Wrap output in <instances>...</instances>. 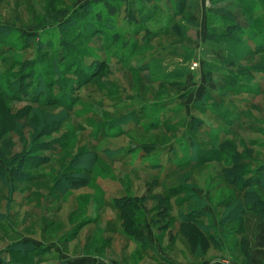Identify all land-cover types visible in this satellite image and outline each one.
I'll return each mask as SVG.
<instances>
[{"label": "rangeland", "instance_id": "1", "mask_svg": "<svg viewBox=\"0 0 264 264\" xmlns=\"http://www.w3.org/2000/svg\"><path fill=\"white\" fill-rule=\"evenodd\" d=\"M190 1L193 8L186 7L182 21L190 40L157 36L152 44L139 46L135 57L117 62L115 53L126 50L124 43L132 36L115 41L90 25L104 0H0V92L9 96L0 94V127L10 128L5 138L10 137L15 151L9 163L0 160V264L245 261L235 242L247 236L253 244L257 225L250 230L252 219H223L213 209L221 200L225 186L219 178L229 160L211 158L172 169L198 158L201 150L221 147L223 139L224 146L232 143L238 151H244L240 139L252 141L260 154L254 153L255 159L264 161V0ZM123 3L118 29L157 25L125 20L137 1ZM175 8L174 0H154L146 12L156 10L155 22L171 20L173 28L180 23L172 18ZM195 14L197 25L188 21ZM203 14L206 27L199 26ZM144 34H132L133 39ZM231 57L238 60L227 62ZM32 61L37 65L28 70ZM131 66L136 71H127ZM33 77L40 83L33 85ZM61 84L70 87L72 113L58 105L25 102L46 96L39 101L56 103ZM52 113L65 115L54 130L48 123ZM231 128L235 135L227 134ZM66 140L68 148L56 154L46 147L50 141V148L59 149ZM39 145L47 150H28ZM92 150L99 159L90 184L63 194L54 190L57 182L63 189L64 171L86 167L79 162L89 163ZM115 150L120 153L112 154ZM21 168L39 181H18ZM249 171L259 175L255 167ZM243 176L237 186L247 185L243 180L249 174ZM237 186L227 187L236 192ZM169 187L177 190L173 196ZM250 188L264 192L260 186ZM158 194L168 196L169 215L151 210ZM123 196L140 199L134 213L139 239L125 232L114 205ZM198 197L209 202L204 214L193 219L202 232H195L196 225L192 233L186 223L181 231V214L197 207ZM244 221L249 229L238 234L235 229ZM226 230L234 233L226 236ZM12 247L24 251L18 257L9 252Z\"/></svg>", "mask_w": 264, "mask_h": 264}, {"label": "trees", "instance_id": "2", "mask_svg": "<svg viewBox=\"0 0 264 264\" xmlns=\"http://www.w3.org/2000/svg\"><path fill=\"white\" fill-rule=\"evenodd\" d=\"M125 0H104L103 5L100 6V8L98 10H94L95 12V16L92 17L91 19L93 20V22H91L90 20V25H97L99 28V33L102 34V36H109L113 37L115 39V41L119 40L122 41L123 39L128 40L129 36H132L131 40L128 42L126 41V43H124V45H128V48L126 50H122L121 54H117L115 53V59L117 62L121 61L122 59H130L136 56L138 47L141 45H150L152 44V41L157 37V36H167V37H178V38H182L186 40H190L185 36V31L186 27L185 25H183V14L186 12L187 9L193 8V4L191 3L190 0H174L175 2V13L172 15L174 19L179 18V24L175 25L173 28L169 27V22L171 21H164L163 19H160V21L155 22L156 20L154 19L157 15H156V10H150L149 12H146V7L149 6L151 3L154 2V0H136L137 1V7L134 9L136 11H131V14L128 15L125 20H129L130 22L132 21H154V23H156L157 25L152 28H150V26L146 25V27H141L140 29H132L130 27L132 26H125V29H118L119 27H121L122 23L120 22V16L118 17V12L119 9H121L122 5H124ZM221 0H213V2L218 3ZM130 2H132V0H130ZM187 7V9H186ZM153 9H156V7H154ZM214 9V7H213ZM92 10V9H91ZM89 10V11H91ZM209 12H212L214 15H218L217 12H214L212 9L209 10ZM84 13V12H83ZM225 14V13H224ZM224 16V15H222ZM102 17V18H100ZM100 18V19H98ZM173 20V19H172ZM97 21V22H96ZM188 21L189 23L192 22L191 24H195V21H198V16L195 15H189L188 16ZM194 22V23H193ZM153 23V24H154ZM161 24V25H160ZM159 25V26H158ZM197 25V23L195 24ZM136 28V27H135ZM144 31L145 34L141 35L139 40L137 39H133V35L135 34L138 36V34H141V32ZM187 35V33H186ZM139 37V36H138ZM144 41V42H143ZM234 42V41H233ZM119 44V43H117ZM231 46H236V43H230ZM237 47V46H236ZM230 52L233 54L234 52L230 50ZM238 60V58L235 57H231L230 59H227V62H236ZM30 69L28 70H32L33 68L36 67L37 62H30ZM60 68L62 67L61 65H59ZM124 68V67H122ZM121 68V69H122ZM129 70L127 71H136V69H134L132 66L128 67ZM264 69V68H262ZM25 70V69H24ZM91 77L92 75H94L93 73L89 74ZM23 81H25L24 79H22ZM34 83H40V80H37L35 77H33ZM88 80V79H87ZM86 80V81H87ZM121 84V83H120ZM81 84H79L80 86ZM2 88H4L2 81H0V90H2ZM70 88V87H69ZM69 88L67 89V86L64 84H61L59 86V96L56 99V103H47L44 104V100L47 99V97L45 96L44 99H42V97H39V99H34V97L29 98L28 100H26L25 102H36L37 104H41V105H58V106H62L63 108L66 109V111L68 110L70 113H72L75 109L73 108V106H71V103H67V101H71L72 97H71V91L69 90ZM77 89V88H76ZM0 94H4L7 95V91L3 90V93L0 92ZM43 92L41 94V96H43ZM8 96V95H7ZM9 97V96H8ZM14 99V98H13ZM43 102H40V101ZM66 100V101H64ZM65 102V103H64ZM58 103V104H57ZM60 104V105H59ZM65 111V113H66ZM21 113V112H20ZM63 116L61 115H55L54 113H52L49 117L48 123H51V125L53 127L52 130L55 129L56 126H58L61 122H63V118L65 119V115L64 113H62ZM2 117V116H1ZM19 117H21L19 115ZM4 120V124L6 122V119L3 118ZM9 120V119H8ZM10 121V120H9ZM20 126V124L18 123V127ZM51 126V127H52ZM15 129V128H12ZM227 134L230 135H235V133H237L235 131V129H229L227 131ZM10 135V128L5 127V125H2L0 127V160H4L7 161L8 163L10 162L11 158L15 155L13 154L15 151L11 150V146H12V141L10 140V137L7 139L5 138L6 136ZM229 136V135H228ZM227 136V137H228ZM214 137V141H215ZM219 140H222L223 137L219 138ZM218 139H216L217 141H219ZM54 142H57V145L59 144V142H61V139L55 140L53 139ZM240 143H237L239 147H243L244 151H238L237 148H235V146H233L232 143H228L227 146H224L222 143L225 141V139H223L221 141V143H219L221 145V147L216 146L215 149L213 147H210L209 150L206 149L204 151H200L199 155H197L198 158H193L189 163L183 162L184 164H179L177 167L173 168L172 170H176L182 167H188L191 165H198L200 163H204L205 161H208L211 158H214L215 160L218 161H227V159L229 161L226 162V165L224 166V172L222 173L223 176L219 178L220 184L221 186H225L223 189H221V193H220V198L221 200L217 201V203L215 204L217 207H213L214 211H216V213L218 215H220L223 219L228 218H233L230 217V215L234 216V217H245V218H249L252 219V221H248L250 223H252V226L250 227V230L255 226V225H259L260 222L264 221V192L257 190V189H253L250 188L251 186H260L262 188H264V161H257L255 159L254 153L255 155H257V157H260L259 152L257 150L252 149V141L250 142H246L244 144L243 140L240 139ZM53 142V143H54ZM48 143V142H47ZM64 142L61 144V147L59 149H53L50 148V141L48 143V145H46V147H49V152L50 153H58L62 150H65L68 148L69 146V141L66 140V143L64 144ZM40 147H34V146H29L28 150H32L30 153L32 154H37L38 152H42L44 150H47L46 148L42 147L41 145H39ZM247 146L249 147V149L247 148ZM93 151V150H92ZM37 152V153H36ZM109 153V152H108ZM114 155H118L120 153L119 150H115L113 152H111ZM89 155L92 157V160L89 161V163H87V161H80L79 163H82L83 165H86V167H73L75 169H71L69 172L64 171L61 176L64 177L65 180H61V184L59 185H64L63 189L58 188V182L56 183V185L53 187L54 190H58L61 194L68 192L69 190H75V189H79V188H85L90 184V178H91V174L93 171V165L94 162H97L99 159V152L97 151H93V152H89ZM18 159V158H17ZM22 159V158H21ZM46 160V159H45ZM1 162V161H0ZM42 163L44 162H40L39 166L42 165ZM25 165L24 163L22 164V166ZM91 165V166H89ZM0 167H2L0 165ZM257 170V174L259 175H253L251 168H254ZM171 170V171H172ZM1 172V170H0ZM22 173V177L18 174L15 176V178H17L18 181H25L28 183H33L36 181H39V177H33L32 174L28 175V171L26 172L25 170L20 171V174ZM244 174H249V176L245 177V179L243 180V182L245 181V185L244 183L237 186L236 182H239V179H242L244 176ZM1 175V173H0ZM43 178H40V180L42 181ZM227 186H234V187H238L237 191H231L230 189H228ZM170 191L168 189V192H171V195L173 194L174 191H177L176 189H174L173 187H169ZM53 190V191H54ZM173 196V195H172ZM33 197V196H32ZM46 199V198H45ZM155 203L154 205L151 207L153 210V212H156V214H162L163 212H168L169 213V201H168V196H166V194H158L155 198H153ZM197 199V207L193 206L191 207V209L187 212V213H182L181 214V231H182V226L188 225L189 229L191 230V232H194V228H192L193 226L196 227V225H198V228L196 227V233L202 232L200 225L197 223L193 222L194 219V215L200 213V214H204V210H205V206H207V204L209 203L208 201H206V199H204L203 197H198ZM140 200V199H139ZM139 200L136 199L135 197L132 196H123L122 198H117L114 201V205L116 206V208L119 210L120 214H121V218L123 219V228L125 230V232H127L130 236H133L134 238H141L140 236V228H139V224H138V218L136 217V215H134V213H138L136 212V205H138ZM142 200H145V198H143ZM225 202V203H224ZM218 209V210H216ZM222 209H227L230 213H228L227 215L222 213ZM193 210V211H192ZM167 213V214H168ZM223 214V215H222ZM249 214H251L250 216H248ZM169 215V214H168ZM200 216V215H199ZM248 216V217H247ZM196 218V217H195ZM221 218V219H222ZM246 220V219H245ZM230 222H233V219H231ZM202 225V224H201ZM211 227L207 226V225H202V229H209ZM247 230L249 229V227H247L246 225V221L242 222L241 227L236 230L235 232H238V234L240 232H243L244 229ZM257 228V227H256ZM234 233L233 230L228 231L226 230V236L228 234H232ZM215 237H218L216 234L214 235ZM249 236L252 237V235L249 234ZM236 246L240 247V250L243 252V255L246 256L245 260H247V258H249L250 256V248H251V238L250 237H243L241 238L239 241L235 242ZM220 243H218L217 245H219ZM225 244V242H224ZM24 250L23 249H18L15 250L14 247L9 248V252H13L14 254H16V256L19 257V255L22 254Z\"/></svg>", "mask_w": 264, "mask_h": 264}, {"label": "crops", "instance_id": "3", "mask_svg": "<svg viewBox=\"0 0 264 264\" xmlns=\"http://www.w3.org/2000/svg\"><path fill=\"white\" fill-rule=\"evenodd\" d=\"M206 1V0H202ZM206 15H199L200 27H206L207 21L205 20ZM199 29V28H198ZM254 243L251 244L250 256L247 260L242 261V264H264V221L260 222L255 230ZM234 264V263H233ZM236 264H241L236 262Z\"/></svg>", "mask_w": 264, "mask_h": 264}, {"label": "built area", "instance_id": "4", "mask_svg": "<svg viewBox=\"0 0 264 264\" xmlns=\"http://www.w3.org/2000/svg\"><path fill=\"white\" fill-rule=\"evenodd\" d=\"M197 64H194V66H196Z\"/></svg>", "mask_w": 264, "mask_h": 264}]
</instances>
